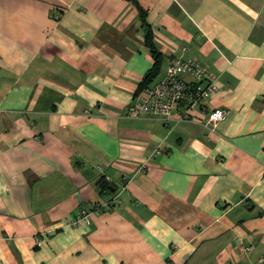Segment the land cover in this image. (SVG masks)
Instances as JSON below:
<instances>
[{
	"label": "crops",
	"instance_id": "crops-1",
	"mask_svg": "<svg viewBox=\"0 0 264 264\" xmlns=\"http://www.w3.org/2000/svg\"><path fill=\"white\" fill-rule=\"evenodd\" d=\"M139 6L161 57L146 84L172 55L205 63L219 85L208 106L229 109L214 129L126 113L154 62ZM261 255L264 0H0V264Z\"/></svg>",
	"mask_w": 264,
	"mask_h": 264
},
{
	"label": "built area",
	"instance_id": "built-area-1",
	"mask_svg": "<svg viewBox=\"0 0 264 264\" xmlns=\"http://www.w3.org/2000/svg\"><path fill=\"white\" fill-rule=\"evenodd\" d=\"M186 47L182 46V50ZM190 75L185 79L181 73ZM219 88L216 77L205 63L193 56L182 54L172 55L167 63L164 74L151 84L143 85L136 93L135 99L126 107V113L131 116L149 114L164 119L170 117L172 113L177 114V119L199 120L209 129H214L217 123L224 119L229 112L227 107H209L207 99ZM199 115H196V111ZM162 145L158 144L155 152H159ZM117 194L106 199L102 204L105 206L113 199H117ZM94 207L90 209L82 208L71 223L77 225L81 222H90V215ZM46 230L40 231L35 237L36 245L44 242ZM253 246L249 244L246 250ZM257 264L264 263V255L257 258Z\"/></svg>",
	"mask_w": 264,
	"mask_h": 264
},
{
	"label": "trees",
	"instance_id": "trees-1",
	"mask_svg": "<svg viewBox=\"0 0 264 264\" xmlns=\"http://www.w3.org/2000/svg\"><path fill=\"white\" fill-rule=\"evenodd\" d=\"M139 9H140V15L142 16V19L145 21L144 11L141 8V6H139ZM145 41L148 43L149 46H151V50H152V53L154 56V62L152 64V66L150 67V69L147 71V73L144 75V79L141 82V85L139 88H141L143 85H145L147 81L151 80V78H153L157 74L160 63H161L160 54L153 47V42H152V38H151V31L147 25V22H146V29H145ZM99 180H100V186H101L102 190H104V191L108 190V193H113L114 191H116V187H114L112 184L107 182L104 178H100Z\"/></svg>",
	"mask_w": 264,
	"mask_h": 264
}]
</instances>
